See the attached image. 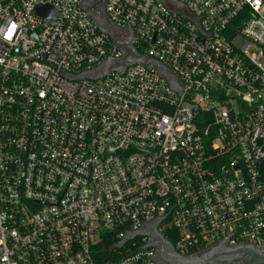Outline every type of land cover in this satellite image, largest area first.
Instances as JSON below:
<instances>
[{"label":"built area","instance_id":"1","mask_svg":"<svg viewBox=\"0 0 264 264\" xmlns=\"http://www.w3.org/2000/svg\"><path fill=\"white\" fill-rule=\"evenodd\" d=\"M172 1L0 0V264L264 249V0Z\"/></svg>","mask_w":264,"mask_h":264},{"label":"water","instance_id":"2","mask_svg":"<svg viewBox=\"0 0 264 264\" xmlns=\"http://www.w3.org/2000/svg\"><path fill=\"white\" fill-rule=\"evenodd\" d=\"M166 1L175 3V1L172 0ZM87 10L94 13L97 9L91 6L88 7ZM44 12L49 13L51 10L45 7H37L35 9V13L39 16H42ZM95 22L97 25L100 24L97 19H95ZM139 62L144 61L140 60ZM107 65L108 63L105 66ZM149 67L155 68L168 81L171 80V85L174 86L171 76L166 72L162 65L157 62H151ZM119 72H121V70H119ZM104 74L105 73H103V75ZM139 234L152 239L146 247H155L157 249L158 253L156 262L158 264H264V249H258L251 245H238L230 247L225 242H220L197 254L191 256H181L174 250L172 245L163 238L162 235L158 234L156 225L145 227L138 233H131L128 235V238H132L133 236Z\"/></svg>","mask_w":264,"mask_h":264},{"label":"flooded vegetation","instance_id":"3","mask_svg":"<svg viewBox=\"0 0 264 264\" xmlns=\"http://www.w3.org/2000/svg\"><path fill=\"white\" fill-rule=\"evenodd\" d=\"M105 0H85L84 5L86 8L95 7L96 9L102 10Z\"/></svg>","mask_w":264,"mask_h":264},{"label":"snow or ice","instance_id":"4","mask_svg":"<svg viewBox=\"0 0 264 264\" xmlns=\"http://www.w3.org/2000/svg\"><path fill=\"white\" fill-rule=\"evenodd\" d=\"M13 29H14V25L9 27L7 33L5 34V39H8V38H10L12 36Z\"/></svg>","mask_w":264,"mask_h":264},{"label":"trees","instance_id":"5","mask_svg":"<svg viewBox=\"0 0 264 264\" xmlns=\"http://www.w3.org/2000/svg\"><path fill=\"white\" fill-rule=\"evenodd\" d=\"M165 237L168 241H170L171 243H173V241L170 239V237H168L166 234H165Z\"/></svg>","mask_w":264,"mask_h":264}]
</instances>
